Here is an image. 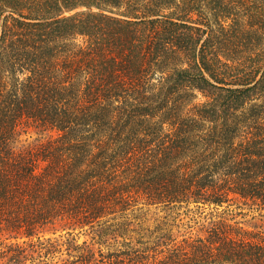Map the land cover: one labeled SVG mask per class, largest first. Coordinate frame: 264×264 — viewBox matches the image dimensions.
Returning a JSON list of instances; mask_svg holds the SVG:
<instances>
[{"label": "trees", "instance_id": "1", "mask_svg": "<svg viewBox=\"0 0 264 264\" xmlns=\"http://www.w3.org/2000/svg\"><path fill=\"white\" fill-rule=\"evenodd\" d=\"M238 199L264 209V0H0V258L51 264L60 223L125 244L63 264H264L262 232L134 211Z\"/></svg>", "mask_w": 264, "mask_h": 264}, {"label": "rangeland", "instance_id": "2", "mask_svg": "<svg viewBox=\"0 0 264 264\" xmlns=\"http://www.w3.org/2000/svg\"><path fill=\"white\" fill-rule=\"evenodd\" d=\"M200 101L198 98L196 103ZM48 137L47 134L38 133L35 129L24 130L18 138L17 145L18 147L29 146L46 140ZM134 211H136V215L140 214V221L143 222L144 227L154 229L157 225H160L179 240L190 236L205 235L204 225L211 220L218 221L221 218L227 219L231 223H238L245 230H256L264 234V209L252 203L247 204L240 199L235 200L231 206L218 210L212 207L199 208L196 205L189 207L183 205L182 207L170 209L164 206L143 207L140 203ZM129 234L133 242L141 236V234H135L134 232ZM41 235L43 239L58 241L57 251L50 255L48 259L43 258L49 260L51 264H63L68 260H73L74 257L68 255L71 244L81 246L87 243L97 253L101 250L103 252L114 251L125 245L123 239H119V242L109 240L107 243H103L99 236L88 227L72 230L60 223L53 228H49ZM145 236H148V234ZM36 256L38 255L36 254ZM0 264H8V262L6 259L0 258Z\"/></svg>", "mask_w": 264, "mask_h": 264}]
</instances>
